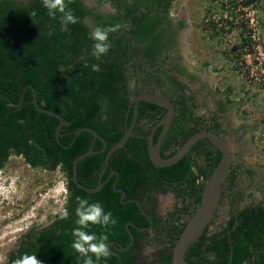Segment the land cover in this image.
I'll return each instance as SVG.
<instances>
[{
    "label": "trees",
    "instance_id": "trees-1",
    "mask_svg": "<svg viewBox=\"0 0 264 264\" xmlns=\"http://www.w3.org/2000/svg\"><path fill=\"white\" fill-rule=\"evenodd\" d=\"M174 1L98 0L100 4L110 2L114 9L113 13L100 15L87 7L84 0H66L78 23L69 24L65 30L60 22L62 14L50 17L42 0H0V170L12 157L22 158L37 170L55 172L60 169L66 177L68 191L67 216H59L47 226L32 227L7 253L6 264H15L23 255H34L41 264H83L71 247L72 230L77 227V197L86 198L90 203L100 202L105 212H111L117 221L108 228L91 225L89 231L98 237L107 235L106 243L114 241L119 247L128 246L131 237L125 228L127 223L133 222L141 228L151 224L138 203L121 201V195L113 189L115 181L128 199L148 207L147 213L155 223L157 258L150 264H173L176 243L198 209L205 185L221 161L222 153L217 148L213 152L203 149L201 153L206 160L201 164L194 160V152L203 142L200 141L177 164L156 167L149 157V137L168 111L140 102L132 136L111 156L103 181L112 169L119 173V179L115 176L101 191L90 194L77 188L72 175L73 162L78 156L91 149L100 151L105 146L92 133L84 131L76 137V131L92 128L106 140L109 149L112 148L121 141L133 121L135 79H138L139 93L160 84H154L151 79L157 77L156 61L167 47L165 39L170 27L166 22ZM33 12L36 15L33 16ZM117 24L119 30L109 33L112 47L97 60L91 54V33L98 26L111 28ZM180 24L184 27V22ZM92 64H99L100 71L93 72ZM209 65L205 63V67ZM142 78H147V82L142 84ZM172 88L173 92L177 91L175 85ZM34 91L41 108L56 112L64 119L60 142L56 137L59 119L36 108ZM186 101L184 95L174 101L179 115L161 151L164 159L174 156L196 133L185 123L189 110ZM161 131L162 127L155 133V142ZM106 155L107 152L98 153L80 161L78 179L82 185L98 186ZM243 177L254 187L258 173L251 167L232 163L220 201L221 204L228 200L226 218L211 230L217 224L215 214L206 231L187 250L186 262L264 264V199L244 204L247 187L242 184ZM154 191L173 192L185 203L189 201L188 219L178 226L175 213L170 214L171 219L167 221L157 217ZM250 196L252 193L248 198ZM183 207L182 212H187L188 208ZM130 229L135 237L132 248L121 253L109 247L111 254L107 258L96 261L93 257L95 264H146L141 261V254L148 244L149 234L134 226Z\"/></svg>",
    "mask_w": 264,
    "mask_h": 264
},
{
    "label": "rangeland",
    "instance_id": "rangeland-1",
    "mask_svg": "<svg viewBox=\"0 0 264 264\" xmlns=\"http://www.w3.org/2000/svg\"><path fill=\"white\" fill-rule=\"evenodd\" d=\"M24 1V0H22ZM93 10L112 11L108 2L84 0ZM264 0H176L171 15L189 25V57L194 64L209 62L202 70L220 78L219 93L232 103L235 116L225 140L233 151L234 164L253 168L258 178L252 184L246 177L245 203L264 199ZM87 22L92 26L91 20ZM212 35H217L214 38ZM230 92V93H228ZM242 126V127H241ZM67 180L60 169L37 170L20 157H12L0 171V261L32 227H43L65 214ZM249 187V188H248ZM252 196L248 198V195ZM162 211L175 212L178 199L158 193ZM228 200L219 205L217 224L226 218ZM158 243L149 242L141 261L150 264L157 258Z\"/></svg>",
    "mask_w": 264,
    "mask_h": 264
},
{
    "label": "flooded vegetation",
    "instance_id": "flooded-vegetation-1",
    "mask_svg": "<svg viewBox=\"0 0 264 264\" xmlns=\"http://www.w3.org/2000/svg\"><path fill=\"white\" fill-rule=\"evenodd\" d=\"M17 1H22V0H17ZM107 3L108 2H105L104 4H107ZM171 9H170V13H169V20L166 22L167 26L170 27L168 36L165 39L167 47L164 48L165 52L159 53L161 59L156 61L157 64H156L155 76H157V77H155L154 80L151 79L152 82H154V84H155V82L160 83V84L162 82V86L160 87V84H158V86L153 84L155 88H148V90L142 91V92H152V93L160 94L162 96H165L169 100H171L173 104H174V101L177 100V98L184 95L185 98H187L186 103L189 107V110L186 112L187 117H185V118H186L187 122H185V123L188 126H190L192 129H195V131H196L195 134L200 133V132H204V131H208V132H213V133L220 135L225 140V135L228 134L232 129L233 121H231V120L234 119L235 116L233 114L231 115V113H233L234 107H233L232 103L228 102V99L226 98V96H224L222 93H219L218 83L220 82L221 77L220 78L219 77L218 78L211 77V75L202 72V70L208 69L210 67V65L208 67L207 66L205 67L206 61L200 62L199 64H197V63L194 64L191 61V58L189 57V52H188V50H189L188 47L190 45L189 25L187 24V21L185 19L173 17V15H171ZM93 11L97 12L100 15H102V14L107 15L109 13H113L112 11H109V10H106V11L93 10ZM181 22H184V27L181 26V24H180ZM159 77H160L161 81H158ZM145 81L147 82V78L145 80L142 78L141 83L143 84V82H145ZM148 81H149V79H148ZM173 85L176 86V90L178 92L177 91L173 92V91H175L172 88ZM169 94L171 95V97L173 95V97L172 98L169 97ZM177 115H179L178 111H176V115L174 117V120L177 117ZM166 117L164 119H166ZM164 119L160 120L158 122V124H160ZM190 119L193 120V122H191ZM174 120H173V122H174ZM173 122H172V124H171V126H170V128L166 134V137H165L164 142L162 144L161 151L164 147V143H165L166 138H167V136L171 130ZM155 127L153 128V130L155 129ZM159 128H161V127H159ZM158 129H157V131H158ZM153 130H152V132H153ZM150 136H151V134H150ZM149 139H150V137H149ZM154 139H155V136H154ZM205 140H207V139L200 140L203 142L197 146L196 151L194 152V156L196 157V158H194V160L199 161V163H201V164H203L204 161L206 160V157L202 156L203 154L201 152L204 150H207L209 152H213L215 149V147L213 146V144L209 140H207V141H205ZM200 141H198V142H200ZM225 141L227 142V140H225ZM107 170H108V168H107ZM107 170H106L104 176L106 175ZM112 172H116V174H113V176L110 177ZM101 174H102V172H101ZM101 174H100V177H101ZM115 176H117V179H119V177H120L119 173L116 170L112 169L111 173L109 174V176L106 180L107 183L111 182ZM99 180H100V178H99ZM114 184H117V188H118V181H115L113 183V189H114ZM118 189H120V188H118ZM158 193L165 194L164 191H160V192L154 191L153 192L154 195H157ZM167 193H170V192L168 191ZM118 194H120V193H118ZM171 194H173L175 199L179 200L177 202L178 206H177L175 212H173V213H175L174 215H176L175 216L176 225L179 226L182 223H184L189 217V213L191 211V209H189V205H190L189 203L190 202L186 201V203H185V201H182V199L178 198L173 192H171ZM121 197H122V195H121ZM156 198H157V204H156V215H157V217H160L163 221H167V220L171 219L170 217L172 215H170V214H173V213L163 212L162 211V203L158 199V197H156ZM126 200H135V199H128V195H127ZM121 201H122V199H121ZM183 206H185L186 209L188 208L187 212H184V213L182 212V209L184 208ZM142 207L145 210V212L147 213L148 207L147 206H142ZM129 223H133V222H129ZM153 223H154V221H153ZM130 226H132V225H129V228H130ZM125 228H126V226H125ZM148 228H150V227H148ZM148 228L143 230V232H146L149 234L147 237V243H149L151 241L158 242L157 233L154 232L155 223L153 224L152 229H148ZM126 231H127V229H126ZM17 244L18 243H16V245ZM16 245H15V247H16Z\"/></svg>",
    "mask_w": 264,
    "mask_h": 264
},
{
    "label": "water",
    "instance_id": "water-1",
    "mask_svg": "<svg viewBox=\"0 0 264 264\" xmlns=\"http://www.w3.org/2000/svg\"><path fill=\"white\" fill-rule=\"evenodd\" d=\"M32 88V87H31ZM140 102H147L154 105H157L159 107L165 108L168 111L166 119H164L160 124H158L153 132L151 133L150 139H149V157L153 165L156 167H170L178 162H180L185 155H187L191 148L200 140L207 139L209 140L215 148H217L222 153L221 161L219 162L216 169L211 174L209 180L207 181L204 191L202 193V198L200 205L198 209L196 210L193 217L188 221L184 231L182 232L178 242L176 243V246L173 251V257H172V263L173 264H190L186 262L185 260V254L189 247L198 239L202 234L206 231V229L209 227L211 222L214 219V216L216 214V211L219 207L221 198H222V192H223V186L226 181L227 175L229 173L230 167L233 162V151L230 147V145L218 134L213 132H200L192 136L179 150L178 152L170 157L169 159H164L161 155V148L162 144L164 142V139L166 137V134L174 120V117L176 115V108L171 100L166 98L165 96H162L157 93L152 92H138V79L136 78L134 81V89L132 94V105H135L134 107V118L131 123L130 127L126 128V132L124 137L119 141L117 144H115L112 148L109 149V146L106 142V140L94 129L92 128H82L76 131L75 135L76 137L84 131H88L92 133L95 136L96 140H100L105 146L100 151H95L94 149H91L89 152L84 153L80 156H78L74 162H73V175L72 180L74 184L77 186V188L82 189L90 194L97 193L101 191L104 186L106 185L107 181H103L104 174L107 170V168L110 165V158L111 156L123 148L126 143L129 141L130 137L132 136V133L134 131V128L137 123L138 119V107ZM34 104L36 108L41 111L42 113L51 115L53 117H56L59 119L60 124L57 127L56 131V137L58 141L60 142V137L62 136L61 130L63 126L65 125L64 119L56 112H53L48 109H43L40 107L39 102L37 100L36 92L34 91ZM131 110V109H130ZM129 110V112H130ZM159 127H163L160 137L155 142L154 136ZM75 137V139H76ZM107 152L106 159H105V165L99 180V184L96 188H88L84 185H82L79 182L78 179V165L81 160L98 154V153H104ZM113 174H116V172H112L110 177L113 176ZM114 190L117 193H120L122 195L121 199L123 203L128 202H136L141 207L143 215L146 217V219L150 222L151 226L148 229L153 228V220L152 218L145 212L142 205L137 200H126L127 199V193L117 188V184H114ZM129 225L134 226L137 230L143 231L146 228H141L136 226L134 223H128L126 225V229L131 237V241L128 246L126 247H119L116 242L110 241L107 242L109 247H114L118 252L124 253L129 251L135 242V237L133 232L130 230Z\"/></svg>",
    "mask_w": 264,
    "mask_h": 264
},
{
    "label": "clouds",
    "instance_id": "clouds-1",
    "mask_svg": "<svg viewBox=\"0 0 264 264\" xmlns=\"http://www.w3.org/2000/svg\"><path fill=\"white\" fill-rule=\"evenodd\" d=\"M43 7L47 9L50 17L56 18L57 14L60 15V22L67 30L69 24L75 25L78 23V18L67 7L66 0H42ZM32 15H36L35 12ZM120 25L117 24L111 28L96 27L91 33L93 40L91 54L99 60L101 57L108 54L112 47L109 40V33L119 30ZM88 66V65H86ZM93 72L100 71L99 64L90 65ZM76 225L77 227L72 230V249L77 252L83 260V264H95L93 257L96 261L101 258H107L111 253L109 249L108 236H97L96 233L89 231L91 225H99L103 228H108L110 225H115L117 221L113 218L111 212H105L103 205L100 202L90 203L88 199L77 197ZM67 216V213H65ZM2 264V261H0ZM15 264H41V261L34 255H23L15 261Z\"/></svg>",
    "mask_w": 264,
    "mask_h": 264
}]
</instances>
